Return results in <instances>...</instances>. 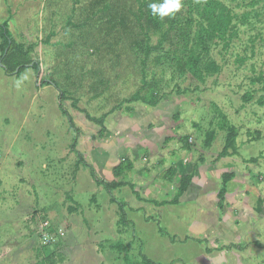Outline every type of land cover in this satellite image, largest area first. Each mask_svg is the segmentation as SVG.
Returning a JSON list of instances; mask_svg holds the SVG:
<instances>
[{
    "label": "rangeland",
    "instance_id": "374dc122",
    "mask_svg": "<svg viewBox=\"0 0 264 264\" xmlns=\"http://www.w3.org/2000/svg\"><path fill=\"white\" fill-rule=\"evenodd\" d=\"M211 1L190 0L191 14L145 68L136 0H0V24L32 45L40 79L66 92L63 106L82 131L76 149L97 177L114 180L124 159L143 165L117 178L133 189L107 192L77 165L59 90L42 86L31 67L9 76L0 64V264H145L141 254L159 264H264V0H214L232 16L228 43L211 36ZM190 51L200 57L194 66ZM174 52L187 61L184 74ZM143 78L157 104L123 102ZM75 99L95 117L115 109L104 137ZM234 129L237 154L218 159ZM175 153L198 181L188 191L194 198L155 205L176 196L180 177L153 183L167 171L154 165Z\"/></svg>",
    "mask_w": 264,
    "mask_h": 264
},
{
    "label": "trees",
    "instance_id": "16d2710c",
    "mask_svg": "<svg viewBox=\"0 0 264 264\" xmlns=\"http://www.w3.org/2000/svg\"><path fill=\"white\" fill-rule=\"evenodd\" d=\"M138 3V11L134 15L135 16V21L138 24L139 27V33L141 36H143V39L145 40V56L141 60V65L146 68L147 60L153 54V52H156L160 48L163 47L164 42L169 41L172 37V33H174L177 29V24H179L183 18H187L186 15L191 14V10H193V6L190 4V0H182V8L179 12L175 13L174 15L171 16H165L161 18L159 14L153 15L151 12V9L149 7L150 3H163V0H136ZM187 4L188 10H184V5ZM109 4L104 7H107L104 10H107L109 7ZM96 7V6H93ZM98 7H101L98 6ZM208 10V23L209 27L212 30V37L219 38L222 42L228 43L227 42V37L229 32L232 30V16L230 15V12L227 10V8L220 2L218 1H211L210 2V8ZM92 15H95L91 13ZM124 21H122L123 23ZM153 37H157V42L153 45L151 44V40ZM171 43V42H170ZM180 48H183L182 50L186 51L189 49V44L185 43L180 46ZM32 49V45L26 46L25 44H20L16 43V41L11 37V34L8 29V24L7 22L0 24V62L3 65L4 72L7 75H20L22 74L27 68L31 67L33 70L36 72V76L40 79L41 76V70H40V65L39 62L30 60L29 54ZM177 50V49H176ZM192 55H189L188 61L191 65H196L200 61L199 55L195 56L192 51H190ZM23 57V60H17L18 58ZM173 60L175 61L176 66H178V70L181 74H184L186 71L187 67V61L183 57H181L177 52H174V57ZM212 66V65H210ZM209 66V67H210ZM40 84L42 86L46 84H51L54 86L56 89L59 90L58 84L53 80V79H40ZM156 88L151 85L150 82L146 81L143 78V84L141 88L136 91L135 94H133L130 98L124 100L123 102L126 103H132V102H137L140 101L144 104H148L150 106H155L157 104L158 98L156 95ZM67 95L66 92L63 90H59V108L62 112V114L66 117L70 129L74 132V138L71 143V150L77 155L78 161L77 165H84L87 168H89L90 173L94 181L102 185L107 192L112 193L113 190L124 187V186H129L132 189L134 188V185L129 183V182H123V181H117V178H120L124 174L132 171L133 169V162L130 159H124L121 161L119 164L115 165L112 168V174L115 177L114 180L106 182L102 181L97 177L96 171L91 166L86 160L85 156L79 152L76 149L77 146V140L79 134L82 132L81 128L78 127V125L75 123L72 115L69 113L68 110L65 109L63 106V102L65 101ZM252 98L251 95H246L244 97L245 101H250ZM72 105L81 113H83L86 117V119L90 122H93L101 127L100 130V136L104 137L105 134L107 133V129L104 125L105 119L107 117V114H111L115 109L113 108L109 112L99 116L95 117L89 114L88 111L81 109L78 107V101L75 99L72 102ZM190 137H188L187 140H189ZM235 139H236V131L234 130H229L228 135H227V140L226 144L224 145L221 153L218 156V159L220 158H226L228 156H232L234 154H237V149H235ZM186 148L188 146V143L185 144ZM191 145H189L190 147ZM232 151L230 152V150ZM255 162V160H254ZM236 176L235 172H226L223 174V182L224 185L221 189V198L227 196V188L226 185L229 183L234 177ZM194 178V173H188L186 175L180 176V185L177 189L176 196L174 197L173 200L170 202H157L152 200L151 202L157 205H169V204H177L179 203L180 198L187 192L192 180ZM140 200V196L137 194ZM68 200L73 201L72 197L68 195ZM111 201L116 202L118 206L120 207V210L123 209L124 203L119 202L114 195L111 196ZM70 210H73L70 208ZM121 217L125 220V215L123 210H121ZM129 222V221H127ZM141 257L144 261L145 264H159L153 262L151 259L147 258L145 255L141 254Z\"/></svg>",
    "mask_w": 264,
    "mask_h": 264
},
{
    "label": "crops",
    "instance_id": "0c3cea01",
    "mask_svg": "<svg viewBox=\"0 0 264 264\" xmlns=\"http://www.w3.org/2000/svg\"><path fill=\"white\" fill-rule=\"evenodd\" d=\"M0 64H1V62H0ZM179 153V152H178ZM173 157H175L174 158V160L172 159ZM172 158H170V161L169 162H167L165 165H163L162 164V166L161 165H154V169H153V171H155V172H160V170H162V168H163V166H166V168H165V170H167V171H165L164 172V174H163V176L161 177V178H158V179H161V183L162 184H160L159 182H158V180H154V184L155 185H157L158 184V187L157 188H160V187H164V184L166 183H171V179L173 180V178L175 177H180V176H182V175H186V174H188V173H185L184 172V166L186 167V165H184L183 163L186 161V159H184V160H182V158H177V156H176V153H175V156H172ZM123 161V160H122ZM121 162V161H120ZM120 162H118V163H116V164H114V166L115 165H117V164H119ZM191 162V161H190ZM186 163V162H185ZM133 169H132V171H130V173L131 174H135L138 170H139V173L140 172H143V170L141 171V169H142V164L141 163H133ZM144 166H145V164H144ZM141 168V169H140ZM162 172V171H161ZM168 172H171V173H168ZM144 173H145V170H144ZM141 174V173H140ZM171 174H173V175H171ZM174 176V177H173ZM143 177H144V175H143ZM142 177V178H143ZM146 179V178H145ZM232 180H234V178L232 179ZM151 182V181H150ZM231 182V181H230ZM154 184H150V186L151 187H154L153 185ZM194 184H198V181H197V179L195 180V177L193 178V180H192V182H191V184H190V186H189V188H188V190H187V192L180 198V200H182V199H185V198H191L192 196H188V191L190 190V188H191V186H193ZM228 193V192H227ZM228 195V194H227ZM194 197H192L191 199H193ZM180 200H179V202H180ZM161 202V201H160ZM156 205V204H155ZM230 221V220H229ZM232 222V221H231ZM228 250H229V248H227ZM217 261H221L220 259L219 260H216V262Z\"/></svg>",
    "mask_w": 264,
    "mask_h": 264
},
{
    "label": "clouds",
    "instance_id": "9594fccd",
    "mask_svg": "<svg viewBox=\"0 0 264 264\" xmlns=\"http://www.w3.org/2000/svg\"><path fill=\"white\" fill-rule=\"evenodd\" d=\"M149 7L152 14H159L161 18L171 16L179 12L182 8V0H163V3H150Z\"/></svg>",
    "mask_w": 264,
    "mask_h": 264
}]
</instances>
